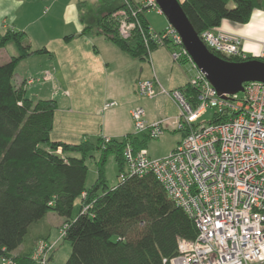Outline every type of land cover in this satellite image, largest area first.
Masks as SVG:
<instances>
[{
  "label": "trees",
  "instance_id": "16d2710c",
  "mask_svg": "<svg viewBox=\"0 0 264 264\" xmlns=\"http://www.w3.org/2000/svg\"><path fill=\"white\" fill-rule=\"evenodd\" d=\"M180 5L198 36L223 20L244 24L254 9L264 10V0H183ZM128 6L130 3L122 0H100L81 17L82 32L102 34L129 55L145 59L148 53L140 33L135 30L121 38L112 17L114 11ZM139 20L146 34L149 23L145 13L139 14ZM10 41L17 53L0 63V258L30 264L36 241L47 239L36 236L31 228L47 212L62 217L65 225L62 237L69 241L71 251L63 264H160L162 258L173 256L178 237L192 239L196 235L188 214L174 204L152 173L130 175L113 186L107 185L104 175L109 155L114 157L118 172L122 171L125 146L145 148L149 137L132 132L119 139L52 140L56 101L32 100L22 85L15 86L12 81L21 59L47 50H31L23 31H0V48ZM148 46L150 51L157 47L153 42ZM178 88L187 96L195 94L187 82ZM218 119L214 114L209 121ZM93 152L98 153L96 178L86 186L85 159L94 156ZM77 198L80 208L72 217Z\"/></svg>",
  "mask_w": 264,
  "mask_h": 264
},
{
  "label": "built area",
  "instance_id": "2783aa9c",
  "mask_svg": "<svg viewBox=\"0 0 264 264\" xmlns=\"http://www.w3.org/2000/svg\"><path fill=\"white\" fill-rule=\"evenodd\" d=\"M122 1L130 6L112 13L118 35L126 39L138 31L148 54L150 42L157 46L172 45L171 59L179 65L188 64L186 82L195 89L194 95L187 96L179 88L166 90L154 76L135 81L138 94L145 97L166 94L176 103L178 112L172 118L147 122L143 108L134 107L130 110L134 133L156 138L170 128L181 130L182 136L163 157H151L145 148L132 150L127 144L123 150L124 168L118 172V179L152 173L196 227L195 237H178L175 254L162 258L160 264L264 262V82L247 81L242 91L219 95L169 23L161 30L148 26L146 34L143 33L139 14L147 10L161 13L155 0ZM199 38L209 51L223 59L243 61L249 55L243 48L245 37L219 27L203 30ZM252 56L264 61V51ZM49 77V71L42 73L43 80ZM30 82L31 78L26 81ZM111 105L113 102H105L102 109ZM208 108L214 109L212 116L216 114L217 121L201 119L202 111ZM64 229L65 225H61L60 237ZM52 249L49 240H37L30 264H52ZM1 264L15 262L1 258Z\"/></svg>",
  "mask_w": 264,
  "mask_h": 264
},
{
  "label": "crops",
  "instance_id": "0c3cea01",
  "mask_svg": "<svg viewBox=\"0 0 264 264\" xmlns=\"http://www.w3.org/2000/svg\"><path fill=\"white\" fill-rule=\"evenodd\" d=\"M99 1L0 0V31H23L31 50H47L21 59L15 66L12 81L15 86L22 85L26 96L32 100L52 98L56 101L50 132L52 140L77 143L85 137L119 139L134 132L130 110L136 105L143 108L147 122L158 120L156 99L139 97L135 93V81L149 78L151 70L162 85L158 73L171 61L169 48L157 46L145 59H140L121 50L102 34L83 33L81 17H86L85 12ZM149 26L152 28L150 23ZM218 27L245 37L243 48L249 55L264 51V10L254 9L244 24L223 20ZM10 42L0 48V63L17 53L15 44ZM44 71H49L48 79L25 83ZM163 81L170 90L186 83V79L184 83H173L169 76ZM110 101L113 105L102 109L103 104ZM48 214L52 213L47 212L35 223L34 231L36 236L44 235L54 245L52 222L45 219ZM62 223L63 219H57L56 225Z\"/></svg>",
  "mask_w": 264,
  "mask_h": 264
},
{
  "label": "rangeland",
  "instance_id": "374dc122",
  "mask_svg": "<svg viewBox=\"0 0 264 264\" xmlns=\"http://www.w3.org/2000/svg\"><path fill=\"white\" fill-rule=\"evenodd\" d=\"M145 16L148 22L150 23V25L152 26V28L157 29V30H161L168 23L163 13H157L154 10H147L145 12ZM10 43L13 45L12 42ZM255 58H259V57L256 56ZM187 69H188V64L185 63L183 65H179L171 59L169 64L166 65V67H164L162 71L159 70L158 76L163 82L161 86L164 87L166 90H170V87H168V85L164 83L163 81L164 78H168V76L171 78L173 83H176V84H179V82L184 83L187 77V75L185 76L186 74L185 72ZM150 72L151 74L148 77L153 78V73L151 70ZM41 77H42V74L35 76V77H31V78L34 83H38L39 81L43 80ZM135 93L139 97L142 96L138 94L137 92ZM142 97H145V96H142ZM154 99H156L157 101L156 104H158L157 105L158 108L156 111V115H157L156 119L159 120L160 118L163 119L166 116H173L178 112L177 105L166 94L157 93L154 96ZM146 101H150V100L146 99ZM138 106L140 105H136L134 107H138ZM213 110H214L213 108L204 109L200 115L201 119L205 121L210 120L212 118ZM133 131H134V128H133ZM181 136H182L181 130L167 128L164 130V132L160 136L156 138H149L147 140L146 146H145L146 152L151 157H163L167 155L169 151L175 148ZM92 154L94 156H87L85 159V162L88 167L87 177L85 181L86 186H89L90 184L94 182L95 175H96L95 160L97 159L98 153L93 152ZM117 174H118L117 164L114 160V157L112 155H109L104 164V175H105L106 183L108 186H113L118 182ZM79 208H80V200L79 198H77L74 202L72 217L76 216V214L79 211ZM51 213L52 214H48L45 217V219L46 221L50 223L52 222L51 223L52 224L51 240L55 241L52 252H51L52 264H63L71 251V246L68 240L59 236L60 225H56V222H57V219L59 221V219H62V217L58 216L54 212H51ZM49 215H51L54 218L51 219L50 218L51 216ZM35 225L36 224L32 226L31 231L35 229ZM0 264H1V258H0Z\"/></svg>",
  "mask_w": 264,
  "mask_h": 264
},
{
  "label": "water",
  "instance_id": "95a60500",
  "mask_svg": "<svg viewBox=\"0 0 264 264\" xmlns=\"http://www.w3.org/2000/svg\"><path fill=\"white\" fill-rule=\"evenodd\" d=\"M155 1L167 22L179 34L192 61L219 95L242 91L243 83L247 81L264 82V61L255 57L243 61L221 58L201 41L180 5L182 1Z\"/></svg>",
  "mask_w": 264,
  "mask_h": 264
}]
</instances>
